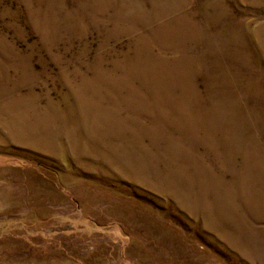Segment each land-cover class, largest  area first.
<instances>
[{
    "label": "rangeland",
    "instance_id": "rangeland-1",
    "mask_svg": "<svg viewBox=\"0 0 264 264\" xmlns=\"http://www.w3.org/2000/svg\"><path fill=\"white\" fill-rule=\"evenodd\" d=\"M0 264H264V0H0Z\"/></svg>",
    "mask_w": 264,
    "mask_h": 264
}]
</instances>
